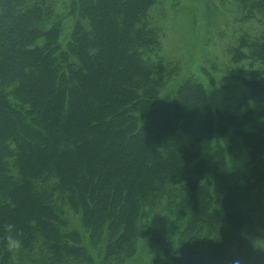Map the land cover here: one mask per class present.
Returning a JSON list of instances; mask_svg holds the SVG:
<instances>
[{
    "label": "trees",
    "instance_id": "16d2710c",
    "mask_svg": "<svg viewBox=\"0 0 264 264\" xmlns=\"http://www.w3.org/2000/svg\"><path fill=\"white\" fill-rule=\"evenodd\" d=\"M157 1L0 0V264H264V28L204 64L217 104Z\"/></svg>",
    "mask_w": 264,
    "mask_h": 264
},
{
    "label": "rangeland",
    "instance_id": "374dc122",
    "mask_svg": "<svg viewBox=\"0 0 264 264\" xmlns=\"http://www.w3.org/2000/svg\"><path fill=\"white\" fill-rule=\"evenodd\" d=\"M147 20L159 33L161 55L179 66V79L206 81L217 104L224 94L204 77V64L212 62L221 69L229 57L228 47L241 31L256 35L264 28V19L259 17L261 23L247 19L237 0H158ZM223 74L215 72L216 79Z\"/></svg>",
    "mask_w": 264,
    "mask_h": 264
}]
</instances>
